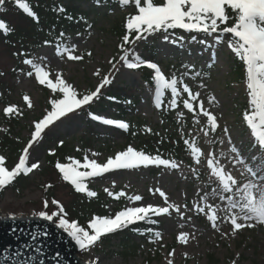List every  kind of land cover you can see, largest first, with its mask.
Wrapping results in <instances>:
<instances>
[{
    "label": "rangeland",
    "instance_id": "rangeland-1",
    "mask_svg": "<svg viewBox=\"0 0 264 264\" xmlns=\"http://www.w3.org/2000/svg\"><path fill=\"white\" fill-rule=\"evenodd\" d=\"M90 4L83 3L82 6L85 8ZM96 9L97 18L94 26L85 34L64 36L62 41L38 48L27 59L44 67L53 80L60 75L81 95L94 91L103 77L108 76L112 83L101 89V98L94 102L98 105V112L95 115L116 119L121 116L122 110L125 113L123 120L135 119L137 123L142 124L144 132L172 130L161 121V116H165L162 106L166 104V109L173 112L176 132L196 140L202 155L198 164L191 151L184 160H173L178 164L177 169L150 165L148 168L116 170L87 180L89 190L109 200L105 216H114L126 207H166L167 203L179 206L180 212L177 213L173 209L170 210V215L153 216L152 219L157 223L147 224V229L152 231L142 235L126 233L122 238L107 236V240L98 241L99 243L89 250L79 251L78 259L91 264H169V261L171 264H264V224H257L253 220L249 223L254 224V227L234 231L230 219L225 218L229 214L217 211L216 228H213L207 219L208 209L205 208L203 213L196 210L197 206L204 207L205 203L221 209L226 207V201L221 202L218 197L209 196L207 201L201 200L205 193H210L213 188L218 187V181L211 175V170L207 166L208 159L215 158L218 166L238 181L237 187H242L252 177L243 165L238 163L234 165L236 153L230 149L236 147L240 157L256 169L258 175H264V168H257L261 160H264V152L258 145L253 147L254 138L243 120V114L249 107L245 65L236 58L226 43L208 47L198 42H190L191 35H197L198 40L204 38L196 33L189 34L177 30L175 34L159 33L137 42L130 48V61L135 62L134 55L138 54L142 60L156 63L166 78L171 79L175 76L178 80L182 79L194 94L199 93L195 100L190 101L194 111L189 112L183 107V100L188 99V94L183 92V85L178 84L181 96L177 99L176 108L173 109L169 105L171 92L165 90L161 107L157 109L156 89L143 81L147 75H150L151 79L155 75L154 72L144 65L129 70L122 67L123 62L119 61V56L123 55L121 43L111 35L110 26L124 11L116 8L105 9V6ZM163 35H169L172 39L183 36L184 40L173 45L171 42H163ZM229 38L230 34H226L225 40ZM207 40L209 44L213 43L212 38L209 37ZM180 43L184 46H178ZM57 45L61 49L64 47L71 49L74 45L75 51L72 54L82 56L83 59L69 61L67 54L57 56ZM89 52L91 56L88 55ZM24 61L11 80L13 89L7 94V107L14 106L18 110L16 113L19 124L14 134L22 141L19 157L31 139L35 122L51 110L50 99L61 95L52 94L50 89L40 85L35 78L34 70ZM209 63H213L212 68L208 67ZM237 63L242 65L243 80L234 79ZM98 70L100 74L95 75ZM30 71H33L31 77L27 75ZM186 72L187 76L184 75ZM196 72L202 75L196 76ZM205 73L207 75H203ZM119 88L126 89L128 98L108 99L106 95ZM25 96L32 103L31 108L25 102ZM201 102L205 110L217 117L220 127L215 133L207 128V117L203 116L200 110ZM72 115L73 119L64 118L63 122L57 121L45 129L41 140L29 149V166L38 162L39 168L27 176L21 175L27 177L32 185L22 191L7 188L0 191V216L8 217L9 214H15L17 217H31L33 212L38 213L42 210L50 214L48 208L44 207L39 186L42 185V174L47 167V157L53 155L49 153H54L56 147L67 145L66 148L69 150L68 158L58 161L62 164L71 163L72 160H78L83 164L85 157L96 160L97 163H106L108 158L122 151L125 145L121 132L123 130L103 125L90 118L84 119L81 114ZM2 116L0 106L1 133L6 130V126L1 122ZM224 127L229 130L228 135L232 144L228 143L222 132ZM205 131L208 133L207 136L204 134ZM222 138L224 143L221 145L219 140ZM135 145L136 142L129 146L134 148ZM93 152L99 155L93 156ZM253 157L257 158L255 162ZM80 170L85 169L81 167ZM105 189L112 192L113 196H109ZM156 189L166 194L167 203ZM122 191L126 195L116 199V195ZM54 194L64 203L71 202L67 189L58 188ZM135 195H140L142 200L133 203L127 199L128 196ZM157 231L160 232L158 239L154 236V232ZM181 234H187L185 241L179 239Z\"/></svg>",
    "mask_w": 264,
    "mask_h": 264
},
{
    "label": "snow or ice",
    "instance_id": "snow-or-ice-1",
    "mask_svg": "<svg viewBox=\"0 0 264 264\" xmlns=\"http://www.w3.org/2000/svg\"><path fill=\"white\" fill-rule=\"evenodd\" d=\"M118 2L122 6L134 4L138 13L127 19V34L122 37L120 48L123 51V55L119 56V61L123 62L122 67H126L129 70H135L144 65L147 69L154 72L155 75L152 79L156 89L155 107L157 109L161 107L165 90H170L171 92L169 105L173 109L176 108L177 99L181 96L178 84H182L183 92L188 94V99L183 100V107L189 112L194 111L190 101L195 100L199 93L194 94L189 86L183 83L182 79L178 80L175 76L171 79L166 78L156 63L144 61L138 54L134 55L135 62L130 61V49L126 47L130 42L135 44L136 42L147 40L149 36L155 33L167 34L170 30L179 29L184 33H196L204 37L198 40L197 35H191L190 42H198L208 47L222 43L227 44L236 58L242 61L246 67L249 107L243 114V120L254 138L253 147L258 145L261 151L264 152V0H163L161 4H156L155 0H143V2L142 0H118ZM3 4L4 0H0V6ZM16 4L26 15L38 22V17L24 0H16ZM229 10L231 11L229 12ZM60 11H64V9L61 8ZM0 32L5 35L9 32L7 25L3 21H0ZM133 33L135 38L130 41V35ZM173 34L175 33L173 32ZM226 34H230L228 40H225ZM209 37L212 38V44L208 43L207 38ZM183 40V36L172 39L169 35H163V42H171L173 45H177L178 41ZM47 43L46 41L45 44ZM178 46L183 47L184 45L180 43ZM74 51V45L71 49L68 47L61 49L57 45L56 54L57 56L67 54L69 61L83 59L82 56L73 55ZM88 55L91 56V53L89 52ZM214 62L215 54H213ZM24 63L30 65L34 70L35 78L40 85L50 89L52 94L59 93L61 95L50 99L51 110L47 111V114L42 119L35 122V130L31 134V139L23 149V154L19 157L18 163L11 170L6 167L5 157L0 155V191L11 185L21 174L27 176L33 170L39 168L38 162L29 166V149L33 148L34 144L41 140L45 129H48L57 121L63 122L64 118L73 119L71 114L78 115L81 110H87L88 106H91L101 98V89L112 83L108 76H104L94 91L81 95L72 84L66 82L60 75H57L53 80L44 67L34 63L31 59H26ZM213 63H209L208 67L212 68ZM113 67L115 68L116 66L113 65ZM116 70L119 71V69ZM99 74L98 70L95 75ZM27 75L31 77L33 71L28 72ZM184 75L187 76L188 73L186 72ZM195 75L201 76L202 73L196 72ZM108 99L114 100L115 98L108 97ZM24 100L28 103L29 108L33 106L27 96L24 97ZM200 110L203 116L207 117V128H210L215 133L220 127L217 117L204 109L203 102L200 103ZM17 111L16 107L9 106L4 109V114L5 116H11ZM88 115L91 120L98 121L103 125L114 126L124 132L129 131L127 122L102 118L90 111ZM222 132L227 137L228 143L232 144L231 137L228 135V128L224 127ZM204 134L207 136V131ZM60 143L62 145L63 141ZM219 143L222 145L224 139H220ZM185 145L190 148L193 158L198 164L202 155L201 150L187 140H185ZM230 150L236 153L234 165L236 163L243 165L252 179L244 183L242 187H237L238 181L230 173H226L222 167L218 166V161L215 158L208 159L207 166L211 170V175L218 181V187L213 188L210 193H205L201 200L207 201L209 196L218 197L221 202L226 201V207L221 209L205 203L204 207L197 206L196 210L203 213L205 208L208 209L207 219L211 222L213 228H216L217 211L229 214L225 218L230 219L234 231L241 230L244 227H254V224L249 223V221L253 220L257 224H264V175H258L257 170L253 169L240 157L236 147H232ZM49 154L54 153L50 152ZM92 155L97 156L99 154L93 152ZM221 156H223V153H221ZM256 159V157H253V162ZM150 165L163 166L167 169L178 168V164L173 160L162 159L159 155H148L144 151L135 150L132 146L117 152L114 157L108 158L106 163H97L96 160H89L85 157L83 164L78 160H72L71 163L67 164L57 162L55 167L61 174L63 181L69 183L77 193H83L87 197L92 198L96 197L97 193L88 189L86 181L90 178L103 176L105 173L116 170L148 168ZM81 167L85 170L81 171ZM257 168H264V160H261ZM241 174L243 175V172ZM48 187H51V185L45 186V188ZM105 191L108 192L109 196H113V193L108 191V189H105ZM156 191L167 203L166 194L160 189H156ZM225 194L229 195L226 196ZM125 195L122 191L115 198L119 199ZM127 199L135 203L141 201L142 197L135 195L128 196ZM51 203L57 206L59 209L57 212L52 214H48L43 210L38 213L33 212L32 218L53 222L58 230H62L63 233L67 234L81 252L93 247L100 241L102 236L129 228L130 225L137 222L155 224L157 221L152 219L153 216L170 215V210L173 209L177 213L180 212L179 206L170 203H167L166 207H126L124 210L118 211L114 216H94L86 229L76 222H69L63 207L55 199ZM44 207H48L47 200L44 201ZM54 218L58 219L54 220ZM181 218H183L182 214ZM17 219L18 217L15 214H9L7 217V220L12 222L11 231L13 233L16 231L15 222ZM238 221H243V223ZM148 231L152 230L149 229ZM21 235H25L22 230ZM48 235L46 231L37 228L30 234L27 243L20 244L15 248L9 246L0 252V264H46L49 259L55 261L56 264H60L63 257L59 253L49 257L47 248L40 242L41 238H46ZM186 235L181 234L179 239L185 241ZM154 236L158 239L160 232H154ZM169 264H171V261H169Z\"/></svg>",
    "mask_w": 264,
    "mask_h": 264
},
{
    "label": "trees",
    "instance_id": "trees-1",
    "mask_svg": "<svg viewBox=\"0 0 264 264\" xmlns=\"http://www.w3.org/2000/svg\"><path fill=\"white\" fill-rule=\"evenodd\" d=\"M24 2L36 14L38 22L26 15L17 6L16 0H4V4L0 6V21H3L9 29L7 35L0 32V73H2L0 75V106L3 111L1 122L6 126L5 132H0V154L5 157L6 167L9 170L16 165L22 150V141L14 134V130L19 124L18 114L5 116L4 109L8 104L7 94L13 89L11 80L16 72L20 70L23 61L29 58L35 50L44 46L46 41L48 42L47 44H53L57 41H62L64 36L85 34L88 29L94 26V21L97 18V7L105 6V9L116 8L119 11H124L121 17L110 26L111 35L120 43H122V37L127 34V19L132 15L138 14L134 4L122 6L118 0H24ZM162 2L163 0H155L156 4H161ZM83 3L91 4L84 8L82 6ZM61 8L64 11H60ZM177 30H170V32H176ZM134 38L135 34L133 33L130 35V41L134 40ZM135 44L130 42L126 47L130 49ZM242 70V65L237 63L234 71L235 80H243ZM145 81L149 84L154 83L153 79H150V75L145 77ZM106 96L114 97V100L128 98L125 88L116 89L113 93ZM97 106L93 103L87 107V110H81L82 117L89 119L88 112L97 113ZM162 112L165 116H161V121L163 124L169 125L172 129L171 131L163 129L160 131L144 132L142 124L137 123L135 119L124 121L125 113L120 110L121 116L119 119L129 124V131L122 133L125 139V145L122 150H126L131 143L136 142L134 149L144 151L148 155H159L162 159L168 160H184L185 155L191 151L185 145V140L189 141L190 144H195L196 147L198 146V142L192 140L188 135H179L176 132L173 112L167 110L165 105L162 107ZM89 140L90 138H88ZM66 147L67 145L56 147L54 154L47 157V167L42 174L43 181L39 188L42 191L43 203L45 200L48 202L47 210H49L50 214L59 210L56 205L51 203L55 199L63 207L69 222H76L87 229V225L94 216H105L109 200L105 199L102 195L89 198L81 193H77L69 183L63 181L55 164L68 158L69 150ZM31 185L32 182L27 177L20 175L6 188L22 191ZM46 185H51V187L45 188ZM58 188L68 190L71 197L70 203H64L56 197L54 191ZM56 219L58 218H54V220ZM126 233L142 235L140 233H148V229L146 224H133L129 228L119 230L107 236L122 238ZM107 236L100 239V241H103V239L107 240Z\"/></svg>",
    "mask_w": 264,
    "mask_h": 264
},
{
    "label": "water",
    "instance_id": "water-1",
    "mask_svg": "<svg viewBox=\"0 0 264 264\" xmlns=\"http://www.w3.org/2000/svg\"><path fill=\"white\" fill-rule=\"evenodd\" d=\"M12 227V222L7 220V217L0 216V252L9 246L15 248L20 244L27 243L30 234L39 228L49 234L46 238H41L40 241L47 248L49 257L59 253L63 257L60 264H82L77 257L78 251L74 243L66 233L58 230L53 222L23 217L16 220V231L14 233L11 231ZM21 230L25 235H21ZM46 264H56V262L49 259L46 261Z\"/></svg>",
    "mask_w": 264,
    "mask_h": 264
},
{
    "label": "bare ground",
    "instance_id": "bare-ground-1",
    "mask_svg": "<svg viewBox=\"0 0 264 264\" xmlns=\"http://www.w3.org/2000/svg\"><path fill=\"white\" fill-rule=\"evenodd\" d=\"M82 264L84 263V264H91L90 262H88V261H82L81 262Z\"/></svg>",
    "mask_w": 264,
    "mask_h": 264
}]
</instances>
